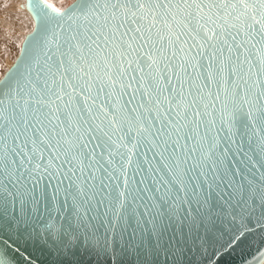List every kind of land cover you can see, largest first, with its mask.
<instances>
[{"label":"water","instance_id":"95a60500","mask_svg":"<svg viewBox=\"0 0 264 264\" xmlns=\"http://www.w3.org/2000/svg\"><path fill=\"white\" fill-rule=\"evenodd\" d=\"M25 7L0 264H264V0Z\"/></svg>","mask_w":264,"mask_h":264},{"label":"rangeland","instance_id":"374dc122","mask_svg":"<svg viewBox=\"0 0 264 264\" xmlns=\"http://www.w3.org/2000/svg\"><path fill=\"white\" fill-rule=\"evenodd\" d=\"M18 1L0 0V78L18 55L26 33L34 27V20L25 7V0ZM44 1L54 8L61 10L73 0ZM2 2L3 6L1 5Z\"/></svg>","mask_w":264,"mask_h":264},{"label":"bare ground","instance_id":"6f19581e","mask_svg":"<svg viewBox=\"0 0 264 264\" xmlns=\"http://www.w3.org/2000/svg\"><path fill=\"white\" fill-rule=\"evenodd\" d=\"M4 1H5V0H4ZM19 1H20V0H19ZM19 1H18V2H19ZM14 3H15V2H14ZM2 4H3V2L1 3V5H2ZM2 6H3V5H2ZM14 8H15V7H14ZM17 10H18V9H17ZM13 13H14V12H13ZM13 13H12V14H13ZM16 13H17V11H16ZM16 13H14V14H16ZM10 14H11V13H10ZM3 16H4V15H3ZM3 16H2V17H3ZM12 17H13V16H12ZM3 18H4V17H3ZM30 28H31V27H30ZM6 32H7V31H6Z\"/></svg>","mask_w":264,"mask_h":264}]
</instances>
